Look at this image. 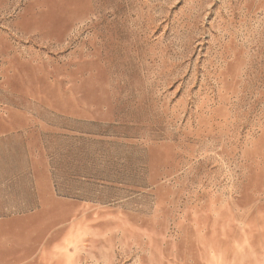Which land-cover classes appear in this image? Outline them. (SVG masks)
I'll return each instance as SVG.
<instances>
[{"label":"rangeland","instance_id":"obj_1","mask_svg":"<svg viewBox=\"0 0 264 264\" xmlns=\"http://www.w3.org/2000/svg\"><path fill=\"white\" fill-rule=\"evenodd\" d=\"M0 264H264V0H0Z\"/></svg>","mask_w":264,"mask_h":264},{"label":"crops","instance_id":"obj_2","mask_svg":"<svg viewBox=\"0 0 264 264\" xmlns=\"http://www.w3.org/2000/svg\"><path fill=\"white\" fill-rule=\"evenodd\" d=\"M51 187L53 189V192L49 197H47L46 199L43 200V202H41L40 205L42 207L40 208L39 211L42 212L44 210H46V211L53 210V211H56L57 213L62 214V215L67 214L68 212H72L74 210L73 209L74 203L72 200V198H73L72 193L73 192H71V195H69L70 193H68L66 195L59 194V191L56 192V190H54L52 181H51ZM57 187H58V183H57ZM60 188L63 189V186H61ZM64 188L67 191V187L64 186ZM48 208H50V209H48ZM33 211H35V210L30 209L28 212H33ZM26 220L29 221L30 219L29 218L25 219V222H27Z\"/></svg>","mask_w":264,"mask_h":264}]
</instances>
